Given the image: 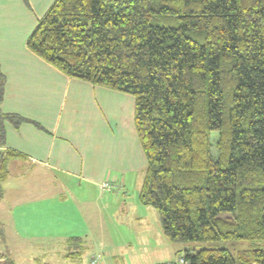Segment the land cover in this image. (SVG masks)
<instances>
[{
	"label": "trees",
	"instance_id": "1",
	"mask_svg": "<svg viewBox=\"0 0 264 264\" xmlns=\"http://www.w3.org/2000/svg\"><path fill=\"white\" fill-rule=\"evenodd\" d=\"M27 47L134 97L139 203L172 243L200 245L183 252L192 264H264V0H55ZM5 120L24 121L0 113V199L19 156L3 149Z\"/></svg>",
	"mask_w": 264,
	"mask_h": 264
},
{
	"label": "crops",
	"instance_id": "2",
	"mask_svg": "<svg viewBox=\"0 0 264 264\" xmlns=\"http://www.w3.org/2000/svg\"><path fill=\"white\" fill-rule=\"evenodd\" d=\"M54 1L0 0V113L24 120L17 127L5 120L3 149L19 156L3 183L24 179L37 191L51 179L68 180L90 214L104 193L116 198L101 184L138 196L146 158L132 95L69 77L27 47Z\"/></svg>",
	"mask_w": 264,
	"mask_h": 264
},
{
	"label": "rangeland",
	"instance_id": "3",
	"mask_svg": "<svg viewBox=\"0 0 264 264\" xmlns=\"http://www.w3.org/2000/svg\"><path fill=\"white\" fill-rule=\"evenodd\" d=\"M155 23L179 25L175 15L158 16ZM60 181L51 179L37 191L28 190L24 179L2 183L0 264H157L200 246L172 243L157 211L142 206L133 190L125 198L126 191L111 186L114 201L104 193L96 212L87 214L73 184ZM225 246L236 251L246 245Z\"/></svg>",
	"mask_w": 264,
	"mask_h": 264
},
{
	"label": "built area",
	"instance_id": "4",
	"mask_svg": "<svg viewBox=\"0 0 264 264\" xmlns=\"http://www.w3.org/2000/svg\"><path fill=\"white\" fill-rule=\"evenodd\" d=\"M101 190L111 189V185L104 183L100 185ZM157 264H192L184 253H178L174 258ZM255 264V263H252Z\"/></svg>",
	"mask_w": 264,
	"mask_h": 264
}]
</instances>
